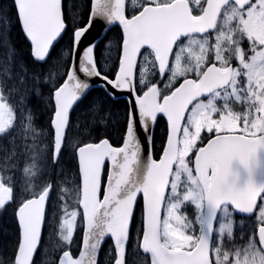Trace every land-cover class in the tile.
Returning a JSON list of instances; mask_svg holds the SVG:
<instances>
[{"label": "snow or ice", "instance_id": "1", "mask_svg": "<svg viewBox=\"0 0 264 264\" xmlns=\"http://www.w3.org/2000/svg\"><path fill=\"white\" fill-rule=\"evenodd\" d=\"M131 2L136 14L129 18L126 0H90L87 21L76 27L65 16L63 0H12L35 63L48 64L69 30L72 35L59 62L42 79L33 75L31 84L23 68L13 73V50L0 67V135L19 129L32 142L0 161V209L16 202L18 191L28 193L17 207L20 239L11 264H36L46 209L57 188L74 192L82 210L68 211L61 203L63 243L56 247H67L55 264H99L108 239L115 253L111 264H128L138 197L144 201L138 245L144 264H264V203L257 204L258 198L264 201V0ZM117 23L122 26L120 56L110 75L96 56L97 42L83 41L97 24ZM12 26L11 13L0 9V38ZM98 80L110 98L118 90L136 93L123 146L104 139L77 147L74 189L45 181L41 162H59L70 112ZM44 87H50L52 139L40 147L43 130L34 127L28 105L41 98ZM236 103L245 110L235 111ZM159 116L169 126L162 158L149 160L141 172L138 132L150 140ZM205 138L207 143L198 146ZM106 161L111 171L102 187ZM15 171H21L19 188L16 177L5 174ZM189 204L194 220L182 213ZM257 209L256 231L238 240L235 213L252 215ZM78 216L84 234L74 256L70 245Z\"/></svg>", "mask_w": 264, "mask_h": 264}, {"label": "rangeland", "instance_id": "2", "mask_svg": "<svg viewBox=\"0 0 264 264\" xmlns=\"http://www.w3.org/2000/svg\"><path fill=\"white\" fill-rule=\"evenodd\" d=\"M142 2L143 0H136L137 5H140ZM128 5H129V11L133 12L134 10L131 0H128ZM3 12L7 13V10L6 11L3 10ZM76 15H77V20H80V14H76ZM8 31L10 32L11 28ZM9 32H7V34L4 37L0 38V67L8 63L9 49L13 50L14 56L12 57V64H11L13 73L15 74L17 72H20L21 68H23L26 75L29 77V84H31L32 81L30 78L33 75L40 76L41 68L39 66L38 68H36L26 65L25 60L21 58L23 57L22 53L20 57L18 51L16 52V48L14 47L12 41L9 39L8 37ZM121 39L122 38L118 33H114L111 36L109 35L108 37L107 36L105 37L102 48V59H101V63L103 64L104 69L112 68L115 65L116 61L119 59ZM65 50H67V48L63 47L62 50L58 51L56 57L48 63L46 67L47 70L45 71L44 75L48 73L49 69L52 68L54 64H57L59 62L58 55L59 53ZM64 66L66 67V65ZM35 70L37 71L34 72ZM41 91L43 94V89H41ZM90 107L91 105L88 108H86L85 111L82 113L83 117L86 118L88 115H92V113H89ZM232 107L237 112L245 110L244 107L241 106L239 103L233 104ZM92 116L95 115L93 114ZM40 129L43 130L42 141L44 142V144L42 143L40 144V147H46L47 143H49V141L51 140L49 136V130L46 126H41ZM22 139L25 138L20 135L19 129L17 130V132L12 133L11 136L1 135L0 142L4 144V146L0 149V161H2L5 158L6 154L11 153L13 150H15L17 153L23 152L25 150L24 149L25 144H29V145L31 144L30 142H28V139H25L24 141ZM65 148L66 150L63 153L64 155H61L60 160L56 165L53 164L50 159H44L43 162L45 163L43 164V166L42 165L41 166L44 168L43 170L45 173H47L48 169H50L51 166H56V172L53 183L59 184L61 185V187L64 188L74 189L77 185H79V178H78L79 167H77L78 165L76 162V154L73 149V141L70 140L69 144ZM191 155L192 154H190V156ZM15 175L17 177L16 178L17 181L20 182L18 184V188H19L22 184L21 171H15ZM49 176L51 177L50 174H48V177ZM61 194L64 195L63 201H60L58 199V196ZM23 195L24 193L18 191L16 202L20 201V199L23 198ZM74 197H75L74 192L61 193L60 188H57L56 192L52 194L51 202L49 204L47 211L44 239L39 254L37 255L36 258V264H55V260L59 257L61 251L66 250L67 246L65 248H59V249L56 247L58 243H63L62 241L59 240V227L60 224L62 223V217L64 216V213L61 210V203L68 204L69 206L68 211H72V210L81 211L80 208L76 207L74 202ZM16 202L10 203L4 209H0V262H3V264H11L12 257L15 253V251L13 253V247H14V242L16 240V231L14 226V222L16 220V209H17L15 208ZM260 203H264V201H261ZM137 213L138 210H136L135 216L137 215ZM182 213L191 220L195 219L196 212L194 207L190 204L186 205L182 209ZM141 218H139V220H137L136 222H135L136 219L134 220L135 223L133 227V234L129 244L128 255H127L128 264H138V263L144 264L146 260V258L144 259L143 256L144 254H142V252L138 248V245L140 243L139 236L143 226V221H141ZM234 221L237 225L236 227L237 239L239 240L240 237H244L245 239H247L257 229L259 223L258 211L253 217H242L236 215L235 213ZM196 230H197L196 234H199L198 225H196ZM82 232H83V223L81 218L78 216L76 228L74 231L73 241L70 245V249L72 251V254L74 255L79 251L81 247L80 243H81ZM110 251L112 252V247L108 248L105 251L103 255L102 264H110L112 262L113 252L110 255Z\"/></svg>", "mask_w": 264, "mask_h": 264}, {"label": "trees", "instance_id": "3", "mask_svg": "<svg viewBox=\"0 0 264 264\" xmlns=\"http://www.w3.org/2000/svg\"><path fill=\"white\" fill-rule=\"evenodd\" d=\"M0 8L5 11L7 10V13H11V22L13 26L11 27V31L10 32L8 31L9 39L15 45L14 47L16 48V50H18V53L20 54L22 53L25 59L28 62L32 63L30 65L31 67L38 68L39 66L41 68L40 77L42 79L45 71L47 70L46 67L48 64L41 65L33 61L32 56H31V46L26 40L23 34V31L20 28L19 23L16 21L15 10L12 7V0H0ZM63 8H64L65 16L68 18V22L70 25L76 26V27L82 26L84 22L87 21L88 19V14L90 10V0H63ZM76 14H80V20H77ZM114 33H118L122 38V29L120 27L116 26L112 28L109 35L111 36ZM71 35H72L71 30H69V32L64 36L63 40H61L60 43L57 45L56 51L52 55V59L56 57V54L58 53V51L62 50L63 47H66L67 49L70 48ZM103 44H104V40L98 44V47L96 50L97 58L100 61L102 59ZM117 64H118V60L116 61L115 65L112 68L110 69L105 68L104 70L106 72H109V74L111 75V72L115 71ZM36 71L37 70H35L34 72ZM42 89H43V96L46 99L45 103H47L48 111H50L49 118H48L50 121L52 118V108L48 102V97L50 95V87H44ZM35 101H37L38 103L36 102L37 103L36 104ZM32 103L40 111L45 109L44 107L45 105L42 104V101L40 99H33ZM90 105L91 107H90L89 113H92V115L94 114L95 116L88 115L85 118L83 117L82 113ZM128 112H129V105L125 99L110 98L108 95L104 93L102 88H95L86 95V98L82 100V102L79 104L78 107L74 109V111L72 112L70 116V128L67 132V142L65 144V147H66L69 144L70 140L73 141V149L76 154L77 165H78V159H77L76 149L77 147L83 144L99 142L102 139H109L110 142L115 146H120L123 143L124 138H125L126 119H127ZM166 133H167V122L163 117H160L158 119V123L156 126L155 139H154V156L157 159L160 157L162 153V149L166 141ZM51 135L52 134H50V139H52ZM48 144L49 143H47V145ZM159 145H160V148H159ZM65 147L62 152V155H64L63 153L66 150ZM77 167H79V165ZM5 174L14 175L16 177L15 172H12V173L9 172ZM48 174H50L51 177L50 176L48 177ZM54 176L55 174H51V172H49L47 173V175L45 174L44 180L53 182ZM26 196H28V193H24L23 198ZM19 202L20 201H17L15 203V208L18 207ZM137 210H138V213L135 216V219H136V220L134 219L135 222L139 220V218L142 217L141 201L138 204ZM141 221H142V218H141ZM14 226H15V231H16V240L15 242L13 241L14 242L13 253L16 249L17 242L20 239V231H19L18 223L16 220L14 222ZM112 245L113 243L111 240L106 241V243L103 246L101 255H100L99 264H102L103 255L105 251L108 248L112 247ZM112 252H113L112 254V259H113L115 255L114 250H112ZM145 258L146 257L144 256V259Z\"/></svg>", "mask_w": 264, "mask_h": 264}, {"label": "water", "instance_id": "4", "mask_svg": "<svg viewBox=\"0 0 264 264\" xmlns=\"http://www.w3.org/2000/svg\"><path fill=\"white\" fill-rule=\"evenodd\" d=\"M126 10H127V0H126ZM125 10V14L127 16V12ZM131 18V17H129ZM102 23V22H101ZM115 26H119L122 28V26H120L118 23L117 24H113V25H107L105 27H101L100 24H97L93 29L92 31L87 35L86 39L83 41V44H87L89 43L91 40H95L97 42V45L103 41L105 39V37L109 34V32L111 31L112 28H114ZM25 35V34H24ZM28 40V39H27ZM28 42L30 43V41L28 40ZM95 88H102L101 86V82L98 80L97 83L95 85H93L85 95H87L91 90L95 89ZM136 93H132L131 95L129 94L128 91L124 90V91H117V94L115 95V97L113 99H120V98H123L125 99L127 102H128V105L130 106V103L131 101L134 99ZM129 111H130V107H129ZM72 111L70 112V115H71ZM159 117H164V116H159ZM158 117V119H159ZM167 121V118L164 117ZM158 122V120H157ZM157 122L154 126V130H153V134H152V137L150 140H146L145 137H144V134L142 132H138V136H139V139H140V142H141V145H142V151H141V172L143 171V166L145 164H147L149 162V160L151 159H155L157 162L159 161L160 158H162V154L161 156L157 159L155 158L154 156V134H155V129H156V126H157ZM168 124V122H167ZM168 131H169V126H168ZM168 136V134H167ZM126 139V134H125V138L124 140ZM167 139V138H166ZM104 140V139H102ZM101 140V141H102ZM109 144H111L113 147H122L123 146V143L120 145V146H115L113 145L109 139H107ZM101 141L99 142H92V143H100ZM166 143V142H165ZM89 144V143H87ZM83 145H86V144H83ZM81 145V146H83ZM107 171V174L105 176V172ZM111 171V165H110V162L106 161V165H105V169H104V172H103V177L105 176L107 178V175L110 173ZM106 178H105V182L103 183L102 181V187L103 185L106 183ZM103 197L101 196V199ZM142 198V197H138V200H137V203L136 205L134 206V216H135V213H136V210H137V205H138V202H139V199ZM259 198L257 200V204H259ZM142 203H143V210H144V201L142 199ZM48 209V208H47ZM47 209H46V217H47ZM238 215H248V214H241V213H236ZM253 215V214H252ZM16 216H17V212H16ZM134 216H133V220H134ZM248 216H251V215H248ZM133 220L131 221V228H130V231H132V225H133ZM45 227V226H44ZM44 233V231H43ZM83 234H84V231H83ZM43 239V237H42ZM107 241V240H106ZM105 241V242H106ZM104 242V244H105ZM103 244V246H104ZM103 248V247H102ZM102 248L100 250V253H99V258H100V254H101V251H102ZM81 250V248H80ZM80 252V251H79ZM79 254V253H78ZM36 258V257H35Z\"/></svg>", "mask_w": 264, "mask_h": 264}, {"label": "flooded vegetation", "instance_id": "5", "mask_svg": "<svg viewBox=\"0 0 264 264\" xmlns=\"http://www.w3.org/2000/svg\"><path fill=\"white\" fill-rule=\"evenodd\" d=\"M203 2V1H202ZM128 11H127V15L129 16V17H131L132 15H134V14H136L135 13V11H133V12H130L129 11V5H128V9H127ZM109 36V34L107 35V37ZM14 45V44H13ZM15 46V45H14ZM18 50H16V52H17ZM19 55H20V57H21V54L19 53ZM21 58H23L24 60H25V63H26V65H31L32 63H30V62H28V61H26V59H25V57L23 56V57H21ZM31 67V66H30ZM40 100L42 101V104H44L45 106V109H43L42 111H40L38 108H36V106L32 103V101H33V99H32V101H31V103L28 105V107L32 110V113H33V115H34V126L37 128V129H40L41 128V126H46L47 128H48V130H49V136H50V134H52V130H51V128L49 127V113H50V111H48V105H47V103H45L46 102V99H45V97L43 96V94H42V96H41V98H40ZM51 131V132H50ZM203 135L202 136H204V137H207L208 136V134L207 133H202ZM51 137H52V135H51ZM0 138H1V135H0ZM23 141L25 140V139H22ZM28 142H30V143H32L31 142V139L29 138L28 139ZM207 143V139L205 138V140H204V143L203 144H200V143H198V146H204L205 144ZM42 144H44V142L42 141ZM4 146V144H2L1 142H0V149L2 148ZM44 146V145H43ZM20 153V152H19ZM45 162H41V165L43 166V164H44ZM51 165V164H50ZM56 165V164H55ZM41 166V167H42ZM42 169H44L43 167H42ZM50 170V171H49ZM48 172H51V174H55V172H56V166H51L50 167V169H48V171H47V173ZM243 217H248V216H243ZM250 217V216H249Z\"/></svg>", "mask_w": 264, "mask_h": 264}, {"label": "bare ground", "instance_id": "6", "mask_svg": "<svg viewBox=\"0 0 264 264\" xmlns=\"http://www.w3.org/2000/svg\"><path fill=\"white\" fill-rule=\"evenodd\" d=\"M100 50H101V49H100ZM96 56H97V54H96ZM36 102H37V101H35V103H36ZM37 103H38V102H37ZM37 103H36V104H37Z\"/></svg>", "mask_w": 264, "mask_h": 264}]
</instances>
